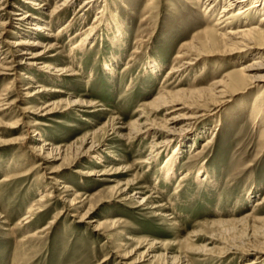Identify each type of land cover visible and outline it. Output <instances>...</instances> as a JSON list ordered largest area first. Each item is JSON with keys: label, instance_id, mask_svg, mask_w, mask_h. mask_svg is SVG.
<instances>
[{"label": "rangeland", "instance_id": "obj_1", "mask_svg": "<svg viewBox=\"0 0 264 264\" xmlns=\"http://www.w3.org/2000/svg\"><path fill=\"white\" fill-rule=\"evenodd\" d=\"M40 1L45 3L42 12L27 11L48 21L54 36L50 41L58 46L57 55L45 62L70 65L76 74L53 80L44 72L20 71L31 74L44 87L64 91L47 95L41 102L25 96L28 82L20 72L0 74V100H14L7 108L0 107V264H242L251 258L253 264H264V112L259 121L251 111L263 84L247 93L231 94L223 104H215L219 98L208 92L206 97H185L224 79L238 63L250 58L248 53L242 54L240 48L230 52L222 46L197 47L194 50L203 53L202 57L187 70L168 73L178 65L175 55L181 45L191 42L196 47L193 35L213 27L222 2L210 16L198 0H112L124 26V43L118 48L106 41L112 34L102 30V21L73 39L82 27L95 23L97 6L85 11L84 19L76 15L72 21L82 0L52 19L46 13L63 0ZM261 15H250L254 25ZM68 22L70 26L59 32ZM25 28H9L6 40L26 36L22 34ZM4 43L0 45V64L8 56ZM76 43L78 47L70 54ZM114 55L119 56L117 62ZM177 90L179 106L202 99L199 104L205 114L183 137L173 176L154 186L159 166L171 148L164 149L151 167L115 176L121 181L133 171L140 173L143 195L139 197L149 193L152 204L166 206L165 215L159 206L132 207L134 202L112 198L116 181L106 180L107 174L101 173L117 162L107 163L105 158L124 156L133 161L144 156L149 138L130 146L110 131L102 137L108 120L118 117L127 123L136 117V108L160 93ZM59 98H78L94 106L70 109L68 103H61L48 114L39 108L45 101ZM162 113L155 118L157 127L164 124ZM95 129L93 139L104 142L101 148L109 155L89 152L82 142ZM39 136L48 146H59V153L39 155L34 151ZM62 186L66 187L59 189ZM72 187L82 202L76 211L67 203L74 195L69 190ZM47 191L51 194L40 199ZM28 211L33 213L30 221L17 225ZM60 211L56 223L48 224Z\"/></svg>", "mask_w": 264, "mask_h": 264}, {"label": "bare ground", "instance_id": "obj_2", "mask_svg": "<svg viewBox=\"0 0 264 264\" xmlns=\"http://www.w3.org/2000/svg\"><path fill=\"white\" fill-rule=\"evenodd\" d=\"M18 1L21 2L19 6L16 5L17 1L15 0H0V45L3 44V41L5 42L2 46L6 47L4 51H7L6 55H8L7 59H5V63H3L2 61V64H0L1 72L4 71L3 73L0 72V74H5V72L10 71L9 73L15 75L20 71L34 70L35 72L37 71L50 74L47 76H49V78L53 80H60L66 75L76 74L75 70H72L70 65L57 67L51 66L50 64H47V62H45V58H54L57 55V53H54V51L58 48V46L55 42L50 41V39H52L54 36L53 33L50 32V24L48 23V21L45 22L43 18L35 16L27 11V9L30 8L37 9L42 12L45 3H42L41 1V3H39L37 2L38 0ZM79 1L80 0H63L61 3H54L53 8L48 13H46V15L52 19L59 13L66 12L69 8L79 3ZM198 1L202 2L203 10L210 16H213L219 2H222V5L220 7L218 15L215 17L214 23L212 24L213 27H205L206 29L201 30L200 32L198 31L196 35H193L191 41L196 43V47L192 45L191 42L181 45L182 50H179L178 54L175 55V58H177L178 60V65L174 67L172 66L169 69L168 73L173 75L187 70L192 64H194V62L198 58L202 57L203 53L195 52L194 49H196L197 47L201 49H208L222 46L227 47V50H231V48H240L239 52H242V54L248 53V56L250 57L246 62L238 63L237 68L234 69V72L225 75L224 79H219L217 82L212 83L211 88L204 90H193V92H190V94L186 95L185 97L187 99L193 98V95H196V97H206L208 92L213 96V98H219V100H217L215 104H223V99L225 97L230 96L231 94L235 95L240 92L247 93L249 89L263 84L261 85L257 95L254 97L251 108L252 114L259 118L260 121V119L263 118L261 116L264 112V0ZM95 6H97V10L95 12V23H92L91 26L89 25L82 27L80 32H77L75 34L73 39H77L78 36H80L82 33L84 34L91 28L93 29L99 27L100 24L98 26L96 25V23L102 21L104 25L102 30H104L105 28L112 34L111 37H108V39H106V41L109 44H112L113 47H122L125 37L124 26L121 24L118 15L115 13V3L112 0H82V2L77 6L76 11L73 13L71 20L73 21L76 18V15L77 17L81 15L80 18L82 17L84 19V16L86 14L85 11L89 10L90 8H94ZM15 9L17 10L15 11ZM258 12L262 15L254 25L252 23L253 19L250 15ZM241 18H243L244 20L240 21ZM19 26L26 27L22 32V34L26 36H20L16 40H6V37L9 34L8 29ZM68 26H70V22L64 25L59 30V32L66 29ZM75 42L76 40H74L73 44H75ZM76 44L77 46L72 47V49L70 50V54H73V50L78 47V43ZM118 57L119 56L117 55L113 56L115 62L118 61ZM2 58L4 57H1V60ZM151 64L152 65H149L151 67L150 69H152V73H155L156 66L154 63ZM20 75L23 76L22 79L24 81L28 82L27 87H25V90H27V92H25V96L33 97L35 101L41 102L40 99L47 95L51 96L56 93L64 92L63 90L56 87L49 88L38 84V82L31 76V74L27 72H20ZM33 82L35 83V85L33 87H31V85L29 86V84ZM30 88L33 89L30 90ZM3 94L8 95L9 93ZM176 95H181L178 90L175 92L160 93L159 95H157V98L153 99L147 104H144L142 108H136V117H134L127 123L120 122V120H118V117H110V119L108 120L107 130L103 132L102 137H104V134L107 133V131H110L111 134H114L119 139H124L125 141H127L130 146L136 142H140L141 140L149 138L148 152L144 156L141 155L133 161L125 160L124 156L119 157V159H111L109 157L105 158L107 163L108 161L117 162L116 164L105 168V170L101 173L107 174L106 180L116 181L113 189L111 190L112 195L110 196L112 198L119 199V201L123 200L131 202L132 204L134 202V205L132 207H137L141 204L145 205L143 207L159 206L161 207L159 209L162 210L163 215H165L163 210L166 206L164 204H152V198L150 197L151 195L149 193L142 196L141 198L139 197L143 193V185L141 181L142 175L140 173L133 171L130 177H127L121 181L116 180L115 176L117 174L126 173L130 169L134 170V168H140L142 166H145L146 169L150 166V164L156 162L160 153L164 151V149L168 151L170 150V148L171 151L164 157L159 166L160 176L156 180L154 186H157L159 180L164 182L171 176H173L176 170V162L181 151V142H183L184 140L183 137L187 135V133L199 120V118L205 114L201 111L202 99H197L198 101L194 104H186V102L183 101L185 103L182 106H179L180 103ZM209 96L210 95H208V97ZM199 102L201 103L199 104ZM13 103L14 100H12V102H9L8 97H2L0 100V107H9ZM61 103H68L70 109L85 106H94V103L86 102L85 100H81L78 98H74L72 100H63L59 98L58 100L50 99L48 101H45V103H43L44 105L39 108H43L42 110H44L45 113L48 114L54 112L55 108ZM179 110L186 111L182 115L175 114ZM162 112L164 113V116L162 117V122L164 124H162L161 127H157V120H155V118L159 113ZM97 129L92 131L89 135L84 136L85 138L82 139V142L88 145L87 151L89 152H100V154L104 153L109 155V152L105 153V150H102L101 148V146L105 143L93 139V134ZM211 136L214 137L213 132L211 133ZM37 142H40L41 144L36 145ZM206 142L209 143L210 139H208ZM36 144L35 146L33 145V150H37L39 152V155H53V152L59 153V146H48L45 140L41 138V136L36 139ZM92 174H94V172H90L89 175ZM179 177L180 179H182L183 175L181 174L179 175ZM65 187L66 186H62L59 189ZM177 188L178 184L174 186L173 190L176 192ZM69 190H72L74 192V195L72 198L67 200V203L70 204L71 207H73L71 209L76 211V207L82 204V202L79 200L80 195L73 187ZM130 191L132 192L130 193ZM50 194L51 193L47 191L40 197V199H45ZM60 198L63 199V197ZM61 211L56 214L48 224L54 225L59 218ZM87 212L88 211L79 215L81 216L79 217V219H82V216H85ZM32 214V211L26 212V214L21 219H19L17 225L28 223L32 217ZM87 216L90 215L87 214ZM95 227H97V225ZM254 262L255 259L251 258L244 261L242 264H253Z\"/></svg>", "mask_w": 264, "mask_h": 264}]
</instances>
